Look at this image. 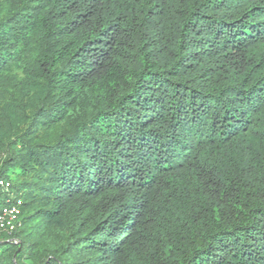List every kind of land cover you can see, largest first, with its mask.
<instances>
[{"label":"trees","instance_id":"obj_1","mask_svg":"<svg viewBox=\"0 0 264 264\" xmlns=\"http://www.w3.org/2000/svg\"><path fill=\"white\" fill-rule=\"evenodd\" d=\"M3 3L0 80L48 44L0 264H264V0Z\"/></svg>","mask_w":264,"mask_h":264},{"label":"rangeland","instance_id":"obj_2","mask_svg":"<svg viewBox=\"0 0 264 264\" xmlns=\"http://www.w3.org/2000/svg\"><path fill=\"white\" fill-rule=\"evenodd\" d=\"M4 7L3 0H0V14ZM47 44L46 40L34 38V36L30 38L26 49L20 53L15 61L9 64L0 80V135H2V140L6 142V145L0 150V155H2L0 162L7 159L8 152L14 151L8 141L15 137L22 127L26 128L29 120L37 111V99L44 96L42 94L44 84L41 82L42 78L38 65L39 58L47 50ZM9 108H15L20 113L17 121H13L15 113H11ZM6 112L10 113L11 116L6 117ZM80 112L79 106L73 107L63 122H68L70 117L74 118Z\"/></svg>","mask_w":264,"mask_h":264},{"label":"built area","instance_id":"obj_3","mask_svg":"<svg viewBox=\"0 0 264 264\" xmlns=\"http://www.w3.org/2000/svg\"><path fill=\"white\" fill-rule=\"evenodd\" d=\"M23 205L24 200L15 194L11 179L0 175V237L12 235L18 229Z\"/></svg>","mask_w":264,"mask_h":264}]
</instances>
